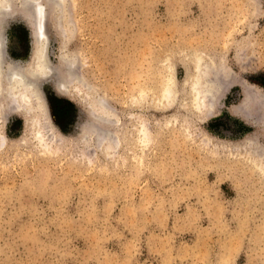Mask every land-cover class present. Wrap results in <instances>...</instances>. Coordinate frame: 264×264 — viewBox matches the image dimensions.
I'll return each instance as SVG.
<instances>
[{
	"label": "rangeland",
	"instance_id": "1",
	"mask_svg": "<svg viewBox=\"0 0 264 264\" xmlns=\"http://www.w3.org/2000/svg\"><path fill=\"white\" fill-rule=\"evenodd\" d=\"M43 2L49 75L41 90L67 143L88 122L80 79L103 88L119 120L135 112L156 137L136 167L108 165L96 152L87 168L71 167L88 152L68 145L50 161L34 146L0 148V264H264V0ZM18 3L0 16V31L6 62L28 67L32 42ZM189 48L227 74L215 83L216 107L190 120L193 141L164 127L175 110L153 111L149 98L134 112L125 107L130 90L151 87L168 61L182 83ZM79 53L84 64L70 74L64 62ZM67 79L80 87L73 100L59 94ZM4 133L18 142L22 120L10 117ZM205 133L210 144L201 147Z\"/></svg>",
	"mask_w": 264,
	"mask_h": 264
},
{
	"label": "bare ground",
	"instance_id": "2",
	"mask_svg": "<svg viewBox=\"0 0 264 264\" xmlns=\"http://www.w3.org/2000/svg\"><path fill=\"white\" fill-rule=\"evenodd\" d=\"M15 1L17 0H0V16L9 15L13 6L12 4ZM61 1L63 0H57L59 5ZM252 1L254 0H245L247 6H250ZM19 3V6L22 7V15L27 22V28L30 31L32 42V62L28 67L15 65L13 62L7 63V46L5 36L4 33L0 31V148L8 147V150H16L19 147H27L31 149L32 146H34L32 150L34 156L42 160L50 161L56 159L58 146L68 145L67 149L82 148L88 152V157H83L82 160L78 159L77 161H75L76 159L72 160L69 164L71 167L87 168L92 161L89 156L92 152L98 153L104 161L108 162V165L114 164L117 167V165L122 166L124 164H132L136 167V165L139 166L143 162V155L146 151L150 150V146H152L156 136L155 133L148 128L145 120H143L141 116H138L132 109L142 108L144 100L149 98L148 107L153 111L165 112L167 110H175L176 116H172L169 121L167 119V122H164V127H166V129H171L170 131L180 129V132L182 131L181 135H184L185 139L187 138L189 141L190 139L193 141V136L191 134L192 131L190 132V124L192 121L201 122L202 119L207 116L209 111H207V107H212L216 98L221 97L218 96L219 89L216 84L218 81L220 83L223 81H220V79L222 78V71L224 69L221 68L223 69L221 71L220 68H212L213 65L210 66V63L208 62L210 59L207 60L204 58L205 55L203 52H199L192 48H189V51H187L184 57L182 56L184 58L182 62L184 65H182L185 68V78L182 83L179 84V80H177L173 67L174 63L168 61L164 68L165 74H163L160 79H154V77L151 78V87L139 85L138 87L130 90L128 99L129 104L127 103L125 107L126 109L129 108V110H132L134 114L128 117V123H124L122 119L119 120L117 113L109 105H107L106 101L108 96L106 97V93L103 88L98 85L90 86L88 83H85L84 79L79 78L80 80L76 79V83H78V85L80 84L85 86L83 89L86 88V93L82 95V100L83 105L86 108L88 122L87 125L83 127L81 133L73 139V141L67 143L66 138L58 132L57 127L52 122L49 107L45 103L41 90V86L43 85L42 81L49 75V73H47L49 70L47 66L46 54V43L48 39L45 32L46 14L43 8L44 2L43 0H19ZM74 25L73 23H70L69 27ZM67 30L69 33L72 32V28H68ZM80 54L81 53L78 55H70L71 59L64 62L66 65L65 70L67 72L80 68L79 65L83 66L84 63L82 64L81 62L85 60L79 59L80 56H82ZM224 73L225 72L223 71V74ZM231 73L232 72H228L229 77L231 76ZM225 75L227 74L225 73ZM229 77L228 79L231 80L232 77ZM223 79L224 82L227 83V78ZM67 82H61V85H59V94L73 100V96L76 92L80 95L78 90L81 86H75V83L70 86L69 82L71 83V81H68V79ZM229 82L231 83L234 81ZM220 83L219 86H222L223 82L222 84ZM230 83L229 85L231 86ZM177 97H180L182 100L176 101L175 99ZM250 98L252 97H249L248 101ZM255 98L251 99L253 100L252 106ZM248 104L249 103H247V106ZM261 104L263 105L262 102ZM261 104V107L259 106L260 108L263 107ZM241 105L243 106V104ZM260 108L256 113H260ZM244 109L245 108H243V110ZM205 112L206 115L204 116ZM241 112L246 113V111ZM251 112H253V110ZM211 113L213 112L211 111L210 115ZM261 113L263 116H261L262 118L258 122H260V127L262 129L261 139L259 142L262 146H259L260 149H257L259 151L261 150V154L264 155V111ZM249 114L250 113L247 115L245 114V116H248ZM12 116L18 117L23 122L24 135L16 143L9 142L4 133V125ZM190 120H192L191 123ZM174 122L180 124L178 126L179 128L173 126ZM170 125H172L171 128ZM198 135L200 134L198 133ZM204 135L205 136H202L203 138L199 143V146L201 147L210 144V141L209 143L207 141L208 138L206 137V133ZM250 142L252 143L253 141ZM259 143L255 142L256 145H259ZM244 146L242 148H244ZM233 150H235V148ZM246 154H248V152H246ZM84 159L87 164L83 161ZM249 159H251V156ZM260 162L261 161H259V163ZM256 165L258 166V164ZM261 172L264 174V168Z\"/></svg>",
	"mask_w": 264,
	"mask_h": 264
},
{
	"label": "water",
	"instance_id": "3",
	"mask_svg": "<svg viewBox=\"0 0 264 264\" xmlns=\"http://www.w3.org/2000/svg\"><path fill=\"white\" fill-rule=\"evenodd\" d=\"M49 110H50V112H51V107H50V104H49ZM51 116H52V112H51Z\"/></svg>",
	"mask_w": 264,
	"mask_h": 264
}]
</instances>
